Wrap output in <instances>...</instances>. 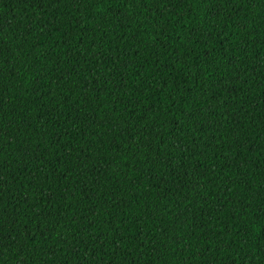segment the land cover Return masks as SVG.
I'll use <instances>...</instances> for the list:
<instances>
[{
    "label": "trees",
    "instance_id": "16d2710c",
    "mask_svg": "<svg viewBox=\"0 0 264 264\" xmlns=\"http://www.w3.org/2000/svg\"><path fill=\"white\" fill-rule=\"evenodd\" d=\"M0 264H264V0H0Z\"/></svg>",
    "mask_w": 264,
    "mask_h": 264
}]
</instances>
